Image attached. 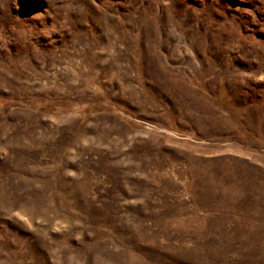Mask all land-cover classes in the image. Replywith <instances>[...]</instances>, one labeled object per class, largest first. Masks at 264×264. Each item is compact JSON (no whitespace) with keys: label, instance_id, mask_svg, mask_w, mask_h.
I'll return each instance as SVG.
<instances>
[{"label":"rangeland","instance_id":"374dc122","mask_svg":"<svg viewBox=\"0 0 264 264\" xmlns=\"http://www.w3.org/2000/svg\"><path fill=\"white\" fill-rule=\"evenodd\" d=\"M0 264H264V0H0Z\"/></svg>","mask_w":264,"mask_h":264}]
</instances>
